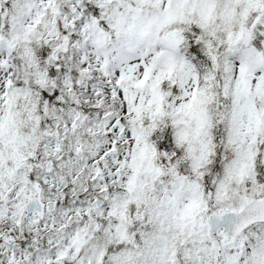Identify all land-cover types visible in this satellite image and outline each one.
Segmentation results:
<instances>
[{"label": "snow or ice", "instance_id": "obj_1", "mask_svg": "<svg viewBox=\"0 0 264 264\" xmlns=\"http://www.w3.org/2000/svg\"><path fill=\"white\" fill-rule=\"evenodd\" d=\"M0 264H264V0H0Z\"/></svg>", "mask_w": 264, "mask_h": 264}]
</instances>
